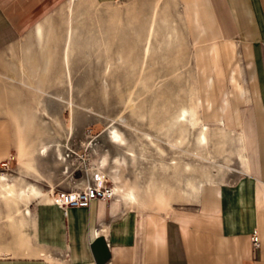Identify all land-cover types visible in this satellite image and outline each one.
Segmentation results:
<instances>
[{
  "label": "crops",
  "instance_id": "1",
  "mask_svg": "<svg viewBox=\"0 0 264 264\" xmlns=\"http://www.w3.org/2000/svg\"><path fill=\"white\" fill-rule=\"evenodd\" d=\"M111 1L93 0L96 5ZM65 2L62 58L66 69L78 43V19L86 0H0V51L30 31L21 39L19 58H0V170L13 151L14 123L19 131L25 122L30 126L18 111L26 110V102L17 100L21 88L32 84L47 93L28 87L38 95L46 115L49 111L42 95H61L44 89L43 83L53 48L60 41L50 18ZM145 2L151 3L144 58L151 53L153 35L156 31L158 35L162 22L164 46L174 53L188 47L196 77L198 149L190 150L186 137L185 161L174 156L177 160L171 157L163 168L167 175L178 178L188 171H197L199 176L185 178L178 191L170 180L158 178L154 172L142 182L122 180L135 182L136 194L133 189L118 191L108 199L93 200L88 207L61 206L41 197L39 190L56 196L58 190L75 188L56 181L45 165L41 174L46 184L28 177L11 183L8 174L0 172V264H264V0H142ZM170 2L179 21L171 14ZM134 4L114 7L113 18L136 17L139 7ZM182 108L187 110L184 120L178 119ZM191 110L189 106L177 110L171 132L187 126ZM125 125L152 142L162 141L149 131ZM114 128L119 130L112 126L113 141L125 143L122 135L121 139L114 136ZM182 138L163 140L176 148L172 143L180 147ZM21 141L29 140L23 137ZM218 148L225 161L216 158ZM126 153L128 158L134 155L130 149ZM233 153L239 158V167L229 170L232 166L226 160ZM194 156L201 160L197 167L189 160ZM22 157L32 165L33 152ZM103 158L106 166L108 159ZM115 163L123 169L127 158L118 157ZM99 166L104 167L102 160ZM1 174L17 193L27 189L23 198L3 197ZM93 174H87L82 186L92 181ZM147 184L151 195L144 194ZM29 185L36 188L28 190ZM129 192L136 198L131 199ZM2 200L11 201L8 210ZM18 201L26 205L19 206Z\"/></svg>",
  "mask_w": 264,
  "mask_h": 264
},
{
  "label": "rangeland",
  "instance_id": "2",
  "mask_svg": "<svg viewBox=\"0 0 264 264\" xmlns=\"http://www.w3.org/2000/svg\"><path fill=\"white\" fill-rule=\"evenodd\" d=\"M133 3L139 7L136 17L124 15L122 18H113L111 11L114 7H125ZM150 3H142V0H112L96 5L93 0H86V6L82 7L84 12L78 19V43L66 69L62 47L66 33L67 2L53 11L55 13L50 21L56 23L60 41L53 48V60L43 88L65 98H73L74 111L72 112L70 104L65 101L42 95L49 111V115H46L38 95L28 87L21 88L22 94H19L17 100L19 99L18 103L26 102V110L23 108L18 111L28 119L30 126L25 122L23 127H19V131L14 123L13 151L8 159V166L0 170L1 173L8 174L11 183L15 178L26 177L40 184L45 183L47 179L42 177V165L47 166L46 171L62 185L81 187L87 174L93 172V177L104 178L107 185L118 186L122 193L133 189L135 194V182H125H142L153 172L158 178L170 180L178 188L177 191L185 178L199 176L197 171H188L178 178L170 172L167 175L168 170L163 168L171 157L172 161L176 159L174 156L185 161L187 145L190 150L198 149L197 136L200 127L195 109V68L188 47H182L178 53H174L170 47L164 46L166 29L160 22L158 35L157 31L153 35L151 53L147 58L143 56ZM169 4L171 14L179 21L175 7L171 2ZM178 24L182 28L181 22ZM29 32H25L14 44L2 49L0 58H19L22 52L21 39ZM150 49V46L146 48L147 53ZM72 90L73 93H69ZM182 106L192 108L190 121L187 126H179L171 132V122ZM56 118L61 124H58ZM125 123L158 135L162 141L152 142ZM113 125L119 128L125 143L113 141ZM177 136L183 137L181 144L186 137L189 143L173 148L164 141ZM23 137L29 140L27 144L19 142ZM44 144L51 145L47 154L39 153ZM58 147L61 148L63 158H60ZM128 149L134 152L130 158L126 156ZM31 150L34 155L32 165L22 157L27 156ZM158 151H166V154L160 155ZM216 153L218 160L225 161L222 149L218 148ZM103 157L108 159V163L100 167ZM118 157L127 158V166L123 169L117 168L115 159ZM191 159L195 167L200 165V159L195 156L189 157L190 161ZM226 161L232 166L229 170L239 167V158L234 153ZM231 174L236 179L237 175ZM37 193L49 201L55 198L54 194H47L45 191L39 190ZM145 193L151 195L148 184L144 187ZM7 202L2 200L8 210L10 206ZM22 205H26L25 202L19 203V206Z\"/></svg>",
  "mask_w": 264,
  "mask_h": 264
},
{
  "label": "built area",
  "instance_id": "3",
  "mask_svg": "<svg viewBox=\"0 0 264 264\" xmlns=\"http://www.w3.org/2000/svg\"><path fill=\"white\" fill-rule=\"evenodd\" d=\"M8 159L2 161V168L8 166ZM113 189L111 185L105 183L104 178L94 176L91 182L84 186L71 188L69 190H58L54 202L61 206H91L93 200L108 199L112 197ZM253 241L256 242V236L253 235Z\"/></svg>",
  "mask_w": 264,
  "mask_h": 264
},
{
  "label": "bare ground",
  "instance_id": "4",
  "mask_svg": "<svg viewBox=\"0 0 264 264\" xmlns=\"http://www.w3.org/2000/svg\"><path fill=\"white\" fill-rule=\"evenodd\" d=\"M70 11H71V9H70ZM41 26V25H40ZM41 28H42V26H41ZM39 29V28H38ZM42 30V29H41ZM40 32V31H39ZM26 84V83H25ZM26 86H28V87H30V88H32V89H34V90H37V91H41V92H43L44 94H47L45 91H42L40 88H37L36 86H34V85H32V84H26ZM48 95H50V96H53V97H56V98H58V99H60V100H62V101H65L66 103H68V104H70V106H71V109H72V112L74 111V106H75V101H74V99L73 98H65L64 96H62V95H59V96H54V95H52V94H48ZM78 106V105H77ZM186 112H187V110L185 109V108H182V110H181V112L179 113V115H178V119H185L186 118ZM13 115H15V114H13ZM16 116H17V114H16ZM17 119H18V117H16ZM20 121V120H19ZM18 121V122H19ZM16 122V121H15ZM21 122V121H20ZM16 124V123H15ZM19 124V123H18ZM22 124V123H21ZM17 127V126H16ZM146 133V135H148V136H150V137H152V134L151 133H149V132H145ZM114 136L117 138V139H121V134H120V132H119V130L117 129V128H114ZM202 136H203V138L204 139H206V135H205V133L204 132H202ZM22 139V138H21ZM25 141V140H24ZM22 142V141H21ZM26 144H27V142H26ZM26 144H24V145H26ZM29 144H32V143H29ZM28 144V145H29ZM58 146H60L59 144H58ZM172 146H174V147H176V148H178L179 147V145L178 144H175V143H172ZM29 148V147H28ZM31 148V147H30ZM49 149H50V144H44V145H42L41 147H40V151H42L43 152V154H47V152L49 151ZM59 151H60V154H61V157H63V154H62V151H61V148L59 147ZM29 152V151H28ZM30 153H32V150H31V152ZM130 153V152H129ZM31 155V154H30ZM29 155V156H30ZM196 156H198L199 157V155H197L196 154ZM117 162L119 163V164H121V160L120 159H117ZM124 162H125V160H124ZM176 162V161H175ZM102 165L104 166L105 165V158H103L102 159ZM97 178H98V176H97ZM1 179L3 180V183H4V187H5V191L2 193L3 194V197L4 198H7V199H14V200H16V199H18V198H23V195L26 193V191H27V189L26 188H24V189H22L21 191H20V193H17V191H16V189L13 187V186H11L10 185V183H9V181H8V177L5 175V174H1ZM36 188V186H33V185H29V188H28V190H33V189H35ZM112 189H113V195L112 196H114V194H115V192H118L119 191V188H118V186H116V185H113L112 186ZM37 191V190H36ZM129 196H130V198L131 199H135L136 198V196H135V194L133 193V192H129Z\"/></svg>",
  "mask_w": 264,
  "mask_h": 264
}]
</instances>
